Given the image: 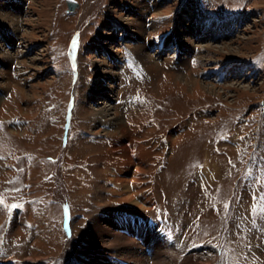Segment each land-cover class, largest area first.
<instances>
[{
    "label": "rangeland",
    "instance_id": "1",
    "mask_svg": "<svg viewBox=\"0 0 264 264\" xmlns=\"http://www.w3.org/2000/svg\"><path fill=\"white\" fill-rule=\"evenodd\" d=\"M76 1L71 11L67 0H22L17 25L0 18V35L12 36L1 47L11 55L23 54L21 64L0 57V73L6 75V85H0V264L26 259L28 264L138 263L121 253L108 257L104 244L90 240L99 214L107 218L103 225L115 231L121 229L120 219L139 214L114 212L124 204L111 190L110 201L95 200L97 176L104 170L92 166L95 156L123 161L128 149L97 145L98 152L93 138L79 137L83 129L92 135L104 132L106 118L88 121L78 109L97 91L94 84L102 90L111 82L95 53L102 42H109L108 48L99 52L107 59L117 57L124 69L115 77L119 84L112 98L99 91L86 102L102 107L103 98L111 100L130 150L142 158L140 192L155 207L137 209L153 220L158 240L153 252L186 240V249L175 255L181 260L190 256L214 264L221 251V264L264 262V235L255 249L250 239V233L264 231V0ZM186 9L189 16L182 19L187 27L207 25L209 35L220 21L236 25L228 35L209 37L211 47L188 35L198 43L190 54L175 29ZM137 44L151 51L152 64L139 52L133 54ZM182 52L189 56L185 62ZM19 70L23 74L17 75ZM180 74L190 75L194 85H186ZM130 94L134 106L128 110ZM114 167H108V174H114ZM134 167L127 169L131 175ZM206 175L211 183L203 187ZM21 212L25 224L14 219ZM121 226L134 232L135 225ZM134 241L135 254L152 258L149 243Z\"/></svg>",
    "mask_w": 264,
    "mask_h": 264
},
{
    "label": "bare ground",
    "instance_id": "2",
    "mask_svg": "<svg viewBox=\"0 0 264 264\" xmlns=\"http://www.w3.org/2000/svg\"><path fill=\"white\" fill-rule=\"evenodd\" d=\"M22 4V0H0V18L3 17V19H5L6 21H8L9 23L11 24H15L17 25L18 24V21L20 19V12L19 10H21L19 7L21 6ZM9 9H13L12 12H9L11 10ZM189 9H186L184 10V12L182 13L181 15V18H179V21L178 23L176 22V25L177 27H175L176 29V32H177V36H179L180 38V41H181V44L184 49H187L188 51H191L189 52L190 54L193 53V50H194V47L195 45H197L199 42L200 43H206L205 45L208 46V47H211L209 43H207V39L209 40V37L211 38H214V39H217V38H220L222 37V35H228V32L231 30V28H233L236 24L235 22L236 21H230L229 23L226 21H218L219 22V25L216 26V31L213 30L210 35L208 33V31H210L211 29L210 28H207V25L204 27V28H198V27H201V25L199 23H194L191 27H187V23H184V19H182V17H185V16H189V12H188ZM10 13V14H9ZM12 13V15H11ZM11 15V16H10ZM146 15V14H145ZM185 15V16H184ZM191 20V19H190ZM210 20V19H209ZM195 21V20H194ZM201 21V20H200ZM229 21V20H228ZM180 22V24H179ZM235 24V25H234ZM181 25L182 28H181ZM127 26V25H126ZM186 26V27H185ZM1 28V27H0ZM124 28V27H123ZM188 28V30H187ZM220 29V31H218ZM236 29V28H235ZM186 30L188 32H186ZM126 31V29H125ZM233 31V30H232ZM11 33V32H10ZM128 32L126 31V34ZM193 35V38L195 39V37H198V41L196 42L195 40L193 41L192 39L189 40L190 38L188 37V35ZM4 36V37H3ZM0 35V42H2L4 40L5 41H9L12 36H10V38H8L7 36V33H5L4 35ZM15 36L17 37V35H14L13 39H15ZM7 37V38H6ZM101 37V36H100ZM120 39V38H119ZM178 39V38H177ZM134 41V39H132ZM131 39H129V41H132ZM146 40V38H145ZM101 41V39H100ZM78 42V41H77ZM113 42V41H112ZM107 43H99L96 47V50H95V53H98L100 54V59L102 60V66L105 68L103 72L105 73H109L110 76H111V82L110 81H107V83L105 84L104 88L102 90H98L96 88V85L94 84L93 85V88L92 90L94 89L96 92H92L91 95L87 96L86 100L84 99L83 101H81L79 103V107L78 109L79 110H83L85 112V114L88 116L87 117V120L89 121L91 117L95 116H103L104 118L102 120H105L106 118V122L109 124H106V122L104 121L102 123V125L104 126V132L102 134H90V133H87L86 130H81V134H80V139L85 137L89 140V137L90 138H93V146L95 147L94 149L98 152H101L99 151V148L97 149L96 146L97 145H102V146H112L113 149H115L116 151H122L123 148L126 147V149H128V151H126V160H123V161H118L115 156H111V155H107V157H104L101 159V155L98 156V155H94L95 156V159L92 161V166H99L100 168L104 169V170H101L99 167H98V170L100 169V174L99 176H97V186H96V202H100L101 200L103 199H108L110 198V196H108V193L111 191H113L112 193L113 194H116L118 195V200H120V202H122L124 204V207H121V209H115L113 210L114 212H116L117 210L118 211H130V212H134V213H139L137 214L138 216H135L133 214L131 215H127V216H130L129 218H126L124 220H121L119 221V225H120V228L121 229H117L116 231L113 230L111 228L110 225H103L105 220V217H101L102 215L99 214L98 217L95 219V222H94V227L92 229V234L90 236V240L92 242L96 241L97 243H99L100 245H105L108 249V251L104 254V255H108L109 256H113V255H116V254H119L121 253L125 258H132L134 261H138V263L136 262L135 264H151V261L152 264H210L209 260H208V263H206L207 261L203 262V261H198L197 259L199 258H193V257H187L186 259L184 260H181L179 257H175V255H179V253L181 252V249H186L185 247L188 246V243L186 242V240L181 241V243H176L177 246H180V247H176L175 244H173L172 248H167L166 250H162V249H157V251L154 253L153 252V249H156V245L155 243H157V238H156V235L154 236L153 235V232H152V229H154V224H153V220L152 218L148 217V214L147 215H143L142 212H139V210L137 209V207H139L140 209L142 208H146L148 210V208L150 209H154L155 207V203L154 201H152L148 196L147 194L145 193H141L140 192V178H141V175H142V172L140 170L141 166H143V161H142V158L141 156L139 155H136L135 153H133L132 150H130V142H129V137L127 135H124V126L122 124V122L119 120V116H116V115H113V112L111 111L112 110V105L109 101L111 100H108L107 98H103L104 100L100 101V103H105L104 106L102 107H96V106H89V104L87 103L89 99V102L92 101V97L94 96V100H95V97H97V95H99V91H102V93L104 91H107L106 97H110L112 98L114 93H115V90L117 91V87H118V84L115 82V77L116 75L118 74V72L120 71V69L122 70L123 72V69L124 67L122 66V64L120 63L121 61L118 60V58H112V59H107L106 55H102L101 53H103V50L107 47ZM122 43L121 41L119 42V44ZM131 42H127V43H124L123 44H130ZM138 43V42H137ZM226 43V42H225ZM17 44V42H16ZM19 44V43H18ZM106 44V45H105ZM118 44V45H119ZM135 45V43H133ZM172 44V43H171ZM2 43H0V57L6 59L7 61H11L12 59H16L17 60V63L18 64H21V56H23V54H13L11 55L12 52H8L6 49H3L1 47ZM105 45V46H104ZM113 45V44H112ZM117 45V46H118ZM138 45V44H137ZM212 45V44H211ZM77 46H78V43H75V46H74V49H73V56H77ZM116 46V47H117ZM140 46L139 49L135 50L133 52V54L135 53H138L139 52V55L140 57L142 58L143 61L145 62H150L154 60L153 56H151V51L149 52L148 49L146 47H143L141 46L140 44L138 45ZM135 47V48H138ZM224 46V45H223ZM228 46V45H227ZM82 47V46H81ZM110 47L114 48V45ZM125 49H128L127 46H123ZM161 47V46H160ZM199 47V45H198ZM226 47V45H225ZM102 48V51L101 53L99 52V49ZM111 48V49H112ZM156 48V47H155ZM182 48V49H183ZM228 48V47H227ZM157 49V48H156ZM210 49V48H209ZM208 49V50H209ZM161 50V49H160ZM114 51H117V52H120L121 50L117 47V49H115ZM114 53V52H113ZM183 53V52H182ZM180 54L179 56H181V61L182 62H185L188 60V54ZM112 54V53H111ZM153 54V53H152ZM176 54V53H175ZM79 55V54H78ZM163 56V53L160 54V56ZM113 56V55H112ZM176 56V55H175ZM198 56V55H197ZM196 56V57H197ZM115 57V56H113ZM202 58V57H201ZM39 59V58H38ZM190 59V58H189ZM196 59V58H195ZM199 60V59H198ZM197 60V61H198ZM79 61V60H78ZM193 61V60H192ZM16 63V64H17ZM28 63V62H27ZM26 64V63H25ZM121 64V66H120ZM152 64V63H151ZM149 66V65H147ZM150 67V66H149ZM148 67V68H149ZM117 71H116V70ZM91 71V70H89ZM17 75H21L23 74V71L22 70H19L16 72ZM179 74V73H178ZM221 74V73H220ZM59 75V74H58ZM85 75V74H84ZM27 76V75H26ZM181 77H183V79H185V83L186 85H194V81L192 80L191 76H183L180 74ZM179 76V77H180ZM220 76V75H219ZM234 76V75H233ZM6 77L5 73H0V85L2 86H5L4 85V82L2 79H4ZM60 77V76H58ZM221 77V76H220ZM28 78V77H27ZM211 78V77H210ZM218 78V77H217ZM224 78V75H222L221 79ZM88 79V78H86ZM22 80V79H21ZM28 81V79H27ZM82 81V80H81ZM89 81V80H88ZM84 82V81H83ZM96 83V82H95ZM15 86V85H14ZM121 86V85H120ZM214 86V85H213ZM80 87V86H79ZM121 88L124 89L123 85L121 86ZM120 88V89H121ZM207 85H204L203 84V89H206V91H211V89H207ZM119 89V90H120ZM82 90V89H81ZM121 91V90H120ZM78 92V91H77ZM124 92V90L122 91ZM100 93V94H102ZM81 94V93H80ZM96 94V95H95ZM118 94V93H117ZM119 96V95H118ZM126 97V96H125ZM124 98V97H122ZM128 101H126V108L131 109L133 107H131V105H133V97L132 95H128ZM114 99V98H113ZM101 100V99H100ZM87 101V102H86ZM88 104V107L86 106ZM116 104V103H115ZM83 106V107H82ZM134 106V105H133ZM91 107H94V109H91ZM115 107V106H114ZM79 112V111H78ZM85 118V117H84ZM95 119V118H94ZM87 120H84L87 122ZM88 123V122H87ZM126 125V124H125ZM88 126V125H87ZM83 128V127H82ZM89 128V127H88ZM113 129L115 131H118L121 133V135L123 136H119L117 137L116 134L114 135V132H113ZM103 130V129H102ZM91 131V130H89ZM94 132V131H93ZM92 133V132H91ZM117 133V132H116ZM126 133V132H125ZM85 134H88V135H85ZM78 137V136H77ZM87 141V140H85ZM95 143V144H94ZM125 146V147H124ZM82 147V146H79V148ZM105 148V147H104ZM81 149V148H80ZM83 149V148H82ZM101 150L103 149V147L100 148ZM93 150V149H92ZM104 150V149H103ZM76 151V150H75ZM95 151V152H96ZM103 152V151H102ZM114 152V151H113ZM94 153V150L93 152ZM97 153V152H96ZM93 155V154H91ZM93 156V157H94ZM124 156V155H123ZM64 157V156H63ZM65 159V157H64ZM129 159V161H128ZM63 160V159H61ZM65 162V161H64ZM63 162V163H64ZM115 166L114 167V174H115V177H114V174H108V167L110 166ZM135 166V167H134ZM135 168V171H133V175H131V172H129L127 169L128 168ZM98 170H95L96 172ZM95 172V173H96ZM61 175V174H60ZM98 175V173H97ZM210 178L208 177V175H206L205 179H203V187L205 186H209V184L211 182H208ZM61 181V180H60ZM113 184V185H112ZM64 185V184H63ZM67 186V185H66ZM62 187V186H61ZM65 187V186H64ZM110 187H112V189H110ZM67 188V187H66ZM65 188V190L67 191V189ZM109 188V189H108ZM60 189V188H59ZM205 189V188H204ZM64 190V191H65ZM59 192V190H57ZM61 191V190H60ZM61 194V193H60ZM67 194V193H66ZM58 196V194H56ZM64 195V194H63ZM70 195V194H69ZM62 197H65V196H62ZM61 197V198H62ZM152 198V197H151ZM67 199V198H66ZM111 199V198H110ZM110 201V200H109ZM105 202V201H104ZM94 203V202H93ZM107 203V202H106ZM133 204L131 207H128L127 204ZM102 203H100L99 205H101ZM98 205V206H99ZM66 206V204H65ZM95 206V205H94ZM97 206V207H98ZM100 207V206H99ZM98 209V208H97ZM68 211V210H67ZM151 211V210H150ZM97 213V212H96ZM149 213V212H148ZM152 214V212H150ZM95 214V213H94ZM17 215V213H16ZM160 215V214H159ZM121 216V215H120ZM126 216V215H125ZM157 217V216H156ZM15 220H18V219H21L22 221V224H25V218L23 216V212L20 213V215H17L16 217H14ZM71 219V218H70ZM107 222V220H106ZM125 222H128L130 223L131 225H135V228L134 229V232H131V231H127L124 229V227H122L121 225H124ZM110 223V222H109ZM72 226H73V223H72ZM232 227V226H231ZM70 228V227H69ZM129 236H132L134 237L135 239L137 240H140V241H144L146 242L145 244L149 243L148 245V248L150 249V253L152 254V258L150 256H148V254H135V251L133 249V247L136 245V241H134L135 239H130L128 237H126L125 235L123 234H120L119 231H121ZM90 231V230H89ZM118 231V232H117ZM74 232V231H73ZM121 232V233H122ZM182 232L183 234L184 233V229H182ZM156 234V232H155ZM158 234V233H157ZM251 234V237L250 239L252 240L251 243H252V246H251V249H255L256 245L258 244H262L258 241V238L262 237L264 235V231H263V234L262 235H259L257 232H254V233H250ZM150 235H152L153 237H150ZM159 236V235H158ZM183 237V236H182ZM97 238V240H96ZM184 238V237H183ZM226 238L227 235L225 236V239L224 241L222 242L223 243V248L226 249V246H227V241H226ZM179 239V238H178ZM161 240V239H160ZM89 241V240H88ZM167 242V240H166ZM94 244V243H93ZM158 244V243H157ZM95 245V244H94ZM98 247V246H97ZM140 249L141 247L138 246ZM137 247V248H138ZM170 247V246H169ZM213 247V246H212ZM136 248V249H137ZM214 248V247H213ZM263 248H264V243H263ZM96 250V249H95ZM104 251V250H103ZM115 251H118L115 252ZM252 254L258 256L259 254H257V251L256 250H252ZM158 252V253H157ZM208 252V251H207ZM214 252V251H213ZM221 251H216V256H217V259L213 262L214 264H218V263H223V258H218L219 255H222V253H220ZM209 253V252H208ZM211 253V252H210ZM264 253V252H263ZM70 256V252H67L66 253V257ZM184 256V255H183ZM136 257V258H135ZM206 257V255H205ZM185 258V257H184ZM28 259H31V258H28ZM101 260V259H100ZM36 261V260H35ZM67 261H71L70 260V257L67 259ZM227 261V259H226ZM28 260H24V261H20V260H17V261H12V262H5L3 264H28L27 263ZM65 262V261H64ZM93 262H96V261H93ZM87 263V260L86 259H83L82 260V264H85ZM106 263V262H105ZM123 264H131L129 262H122ZM121 263V264H122ZM59 264V263H57ZM228 264H241L239 262H231V263H228ZM261 264H264L263 261H261Z\"/></svg>",
    "mask_w": 264,
    "mask_h": 264
},
{
    "label": "water",
    "instance_id": "3",
    "mask_svg": "<svg viewBox=\"0 0 264 264\" xmlns=\"http://www.w3.org/2000/svg\"><path fill=\"white\" fill-rule=\"evenodd\" d=\"M70 10L73 11L78 6V2L76 0H67Z\"/></svg>",
    "mask_w": 264,
    "mask_h": 264
},
{
    "label": "snow or ice",
    "instance_id": "4",
    "mask_svg": "<svg viewBox=\"0 0 264 264\" xmlns=\"http://www.w3.org/2000/svg\"><path fill=\"white\" fill-rule=\"evenodd\" d=\"M260 199H261V200H264V197H261Z\"/></svg>",
    "mask_w": 264,
    "mask_h": 264
}]
</instances>
